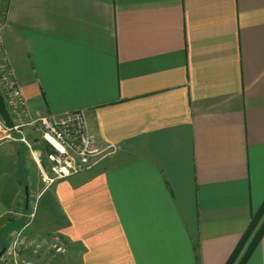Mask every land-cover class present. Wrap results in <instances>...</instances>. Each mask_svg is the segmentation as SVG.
I'll return each mask as SVG.
<instances>
[{"label":"crops","instance_id":"1","mask_svg":"<svg viewBox=\"0 0 264 264\" xmlns=\"http://www.w3.org/2000/svg\"><path fill=\"white\" fill-rule=\"evenodd\" d=\"M0 36L33 117L119 146L47 184L45 142L1 138L0 246L32 217L80 264H226L264 204V0H6Z\"/></svg>","mask_w":264,"mask_h":264},{"label":"built area","instance_id":"2","mask_svg":"<svg viewBox=\"0 0 264 264\" xmlns=\"http://www.w3.org/2000/svg\"><path fill=\"white\" fill-rule=\"evenodd\" d=\"M0 91L14 122V127L9 129L0 118L3 138L22 141L32 149L33 139L25 134V129L31 128L45 142L51 174L43 173L47 184L91 170L119 149L115 144H104L100 140L85 110L33 117L28 109V101L18 86L1 36ZM13 134L18 136L14 137ZM34 158L37 159L36 156Z\"/></svg>","mask_w":264,"mask_h":264},{"label":"rangeland","instance_id":"3","mask_svg":"<svg viewBox=\"0 0 264 264\" xmlns=\"http://www.w3.org/2000/svg\"><path fill=\"white\" fill-rule=\"evenodd\" d=\"M5 5L6 0H1V17L4 15ZM3 136L4 134L1 130L0 139L3 138ZM13 136L15 137V135ZM20 147L21 150H27L24 145ZM32 157L34 158V156ZM38 158H42V156H39ZM46 162L49 167L47 156ZM49 175L51 176L50 173ZM44 182L46 181L44 180ZM28 191L30 195V190L28 189ZM34 191L36 190L34 189ZM25 204L27 207H30L27 211L25 210ZM29 210L31 211L30 213H37L38 203H32L31 205L29 203V198L27 202L26 191L22 189L16 200V204L12 206L11 212L5 216V220L24 211L29 214ZM39 216H41V213H39ZM31 220L32 217L30 219L27 217L20 222H15L14 228L16 231L20 230L22 232L16 234L14 237L16 241L7 240V243L1 244L0 253H2V256L0 257V264H80L79 252L72 251L70 246L60 238L54 237L52 234L34 232L35 226L32 223L33 221L29 222ZM3 221L4 220H0V227ZM27 223H29V225L24 228Z\"/></svg>","mask_w":264,"mask_h":264},{"label":"trees","instance_id":"4","mask_svg":"<svg viewBox=\"0 0 264 264\" xmlns=\"http://www.w3.org/2000/svg\"><path fill=\"white\" fill-rule=\"evenodd\" d=\"M264 235V204L252 217V221L242 236L238 246L226 264H246Z\"/></svg>","mask_w":264,"mask_h":264},{"label":"water","instance_id":"5","mask_svg":"<svg viewBox=\"0 0 264 264\" xmlns=\"http://www.w3.org/2000/svg\"><path fill=\"white\" fill-rule=\"evenodd\" d=\"M0 117L3 119L5 122L6 126L9 129H12L14 127V122L13 119L8 111L4 96L2 95L0 91ZM29 198V191L28 188H26V201L28 202ZM2 256V253H0V257Z\"/></svg>","mask_w":264,"mask_h":264}]
</instances>
